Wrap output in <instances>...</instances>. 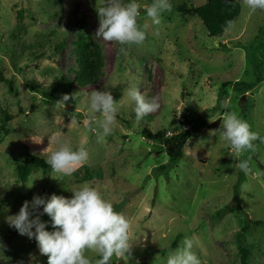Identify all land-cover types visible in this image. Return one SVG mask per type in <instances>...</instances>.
Returning a JSON list of instances; mask_svg holds the SVG:
<instances>
[{"label": "rangeland", "instance_id": "obj_1", "mask_svg": "<svg viewBox=\"0 0 264 264\" xmlns=\"http://www.w3.org/2000/svg\"><path fill=\"white\" fill-rule=\"evenodd\" d=\"M206 1L171 0L172 10L162 13L160 25H153L144 11L152 0H136L145 40L120 53L114 42L95 37L98 17L93 10L103 6V0H0V73L12 84L11 92L0 82V106L13 116L10 133L0 143V243L6 246L7 264H47L48 257L39 253L34 238L10 228L6 218L34 195L71 198L69 190L86 182L74 175L81 166L65 177L49 167L26 182L18 180L16 164L26 154L47 159L49 153L43 150L59 146L51 140L57 132L74 150L87 151V182L130 222L131 256H113L110 264H166L169 252L182 247L185 238L193 241L192 251L201 264H243L242 248L248 254L245 264H264V81L245 94L244 108V95L233 89L236 82L247 85L264 77V10L250 13L236 0L237 20L223 37L211 39L193 12L175 9L181 4L197 8ZM80 23L102 49L104 76L95 86L73 85L77 93L64 107L59 98L46 104L29 84L49 91L58 74L73 81L69 70L75 65L72 49ZM62 38L65 47L54 52ZM226 82L230 86L224 95ZM132 86L159 104L150 114L152 133L167 129L170 137L174 127H190L176 166L169 164L165 152L158 154L157 142L140 136L147 124L144 118L136 120L134 104L125 95ZM93 90L109 91L115 102L125 97L117 112L126 123L116 119L113 133L103 142L83 123L88 118L86 95ZM224 111L236 112L258 133L252 150L236 156L212 136L207 128L217 119L221 123ZM73 116L78 127L70 124ZM241 159L248 161L247 172L234 167ZM227 207L233 212L225 213ZM41 220L50 224L46 214ZM86 254L98 258L94 252Z\"/></svg>", "mask_w": 264, "mask_h": 264}, {"label": "clouds", "instance_id": "obj_2", "mask_svg": "<svg viewBox=\"0 0 264 264\" xmlns=\"http://www.w3.org/2000/svg\"><path fill=\"white\" fill-rule=\"evenodd\" d=\"M242 3L250 13L264 10V0H242ZM140 7L136 0H103V6L96 9L98 28L95 37L114 42L119 46L120 53L126 52V46L142 44L145 32L138 24ZM171 10V0H152L144 6L146 16L153 25H160L162 13ZM228 24L231 26L233 22L229 21ZM125 95L134 104L137 121L159 108L155 97L146 98L135 86L128 87ZM124 98L115 102L107 90H93L86 95L88 118L83 123L97 132L100 142L113 133L117 124L118 106ZM69 99L68 95H64L59 103L64 107V102ZM70 124L78 127L79 121L73 116ZM211 134L213 137L218 136L236 156L252 150V142L259 138L246 121L231 111L223 112L222 122ZM60 136L61 133L57 132L51 137L52 142L59 145L55 150L49 152L47 147L43 152L49 153L46 163L50 169L65 177L85 163L88 153L83 147L74 150L69 143L59 140ZM237 161L234 167L247 172L248 161ZM69 191L72 193L71 198L55 194L34 195L31 201L23 203L18 213L6 218L7 224L19 235L34 238L39 253L48 257L47 264H110L113 256L129 259L132 244L129 236L130 222L125 215L115 211L113 205L88 182ZM45 214L50 224L41 220ZM48 227L52 230H46ZM192 248L193 241L185 238L182 247L169 252L166 264H201ZM5 250L6 246L0 243V261L7 264ZM88 252H94L98 258L91 259L86 254Z\"/></svg>", "mask_w": 264, "mask_h": 264}, {"label": "trees", "instance_id": "obj_3", "mask_svg": "<svg viewBox=\"0 0 264 264\" xmlns=\"http://www.w3.org/2000/svg\"><path fill=\"white\" fill-rule=\"evenodd\" d=\"M150 3L151 2H149V4ZM175 9L176 11L183 13L193 12L206 29L208 38L211 39L223 37L226 33V30L230 27L228 22L232 21L234 23L240 14V4L236 0H207L204 4L197 8H194L192 6L188 7L185 4H181L178 5ZM93 13L96 14V10H93ZM20 14L21 13H19V15ZM19 30L23 31V27ZM15 32H18V30L11 33V39H14ZM65 36L66 35H64V37ZM74 36L75 40L73 41L72 56L74 57L75 65L69 70L70 73L75 76L73 78V81L70 80L67 76L58 74L57 77L55 76V78L53 79V85L51 86L49 91L40 90L37 87L32 86V84H29V89L32 92L43 95V102H45L46 104H52V102H54L56 99H62L64 95L71 96L74 94V92L77 93V91L73 88V85H76V87L79 88L95 86L104 76L102 49L91 39V36H89L84 31L83 23H80V25H78V31L75 32ZM65 44L66 39L62 38L61 41L55 45L54 52H59L60 50H62L65 47ZM223 48L225 49V46ZM5 49L10 50L11 47L6 45ZM39 57L43 58L44 53L39 55ZM33 59H38V56L33 55ZM16 70L20 72L21 68L18 67ZM263 81L264 77L261 76V78L256 79L255 82L247 85H242L241 83L236 82L233 85V89L234 91L245 95ZM0 82L7 84L9 90L12 92L11 81L4 79L1 73ZM227 86H230L229 82L223 83L222 85V93L224 95V89ZM19 111L21 112V109H19ZM131 115L133 116V114ZM150 118H152L150 114L144 117L145 124L148 125V123L151 122ZM116 119L125 125L126 118L122 116L121 112H117ZM12 120L13 116L7 110L2 109L0 106V143L4 142L8 137L10 133L8 124ZM219 124L220 120L217 119L211 125V127L207 129L210 131H214L218 128ZM147 125L145 127L143 126L141 131H139L142 139L149 140L150 142H157L159 144L158 154H162L163 152H165L168 157L169 164L176 166L183 158V150L189 140L190 127L187 126V130H180V128L174 127L172 135L170 137H166L168 133L167 129H159L156 132L152 133L149 125ZM173 125L175 126V123ZM88 170H90V166L84 164L74 172V175H80L82 182H90L91 180L90 175L88 174ZM16 171L18 180L20 182H26L29 176L34 172L47 173L49 171V166L46 163L45 156L41 154H26L23 156L22 162H18L16 164ZM224 212L230 213L233 212V209H229L227 207ZM240 252L242 262L243 264H245L246 258L248 256L247 251L242 248L240 249Z\"/></svg>", "mask_w": 264, "mask_h": 264}, {"label": "water", "instance_id": "obj_4", "mask_svg": "<svg viewBox=\"0 0 264 264\" xmlns=\"http://www.w3.org/2000/svg\"><path fill=\"white\" fill-rule=\"evenodd\" d=\"M245 97H246V95L242 96V98H241L242 108H244L246 106Z\"/></svg>", "mask_w": 264, "mask_h": 264}, {"label": "bare ground", "instance_id": "obj_5", "mask_svg": "<svg viewBox=\"0 0 264 264\" xmlns=\"http://www.w3.org/2000/svg\"><path fill=\"white\" fill-rule=\"evenodd\" d=\"M78 81V80H77Z\"/></svg>", "mask_w": 264, "mask_h": 264}]
</instances>
